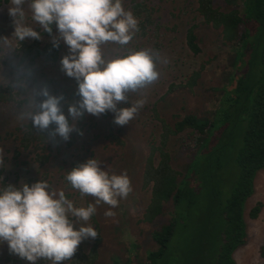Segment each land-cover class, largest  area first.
Wrapping results in <instances>:
<instances>
[{
	"label": "rangeland",
	"instance_id": "rangeland-1",
	"mask_svg": "<svg viewBox=\"0 0 264 264\" xmlns=\"http://www.w3.org/2000/svg\"><path fill=\"white\" fill-rule=\"evenodd\" d=\"M136 2L143 4L141 17L149 12L153 21L146 23L145 32L139 28L132 41L121 48V53L142 48L152 50L161 57L157 63L160 75L155 83L139 93H129L130 103L140 98L145 103L127 125L115 124L112 111L99 116L86 114L76 122V128L82 135L73 131L67 141L57 136L49 144H41L40 149L35 144L25 147L23 138L31 122L17 119L16 114L24 103V97L11 83L23 76L29 89L46 86L51 94H62V111L69 120L68 110L63 107L69 95L79 98L78 84L75 78L67 76L62 70L61 59L68 54V46L63 40L59 44L57 61L39 58L31 66L21 59L22 42L19 48L8 50L5 54L0 51V96L3 98L0 99V148L3 149L4 158V164L0 166V187H4L5 183L22 184L24 181L31 186L39 179L47 180L53 187L63 189L67 198L79 207L95 203V199L91 196L81 197L66 181L67 172L77 163L94 157L101 161L100 167L110 174H120L126 170L130 177L132 191L129 195L120 199L115 208L110 209L107 204L101 203L97 206L96 214L87 222L98 235L95 239L82 241L78 247L88 253L97 244L95 264H130L133 259L140 264H148L149 251L158 247L152 232L170 220L174 209L170 200L165 203L163 212L153 220L144 218L153 188V182L148 183L145 177L148 159L153 155L158 163L157 148L162 145L167 124L173 126L188 114L213 116L224 87L231 81L236 69V44L225 41L221 28L204 21L198 8L199 0H123V6L133 12ZM237 3L236 7L241 11L242 1ZM213 6L230 11L235 4L213 0ZM9 7V1L0 5V39L11 38L15 31ZM135 17L139 21V17ZM192 25H195L197 43L201 48L199 53H195L187 41V31ZM33 26L41 32L42 44L52 42V36L57 34L56 25L51 35L44 33L38 24ZM34 40L28 38L25 41L31 43ZM10 43L14 45L15 41ZM104 47L109 52L117 46L109 44ZM195 72H200V76L191 86L188 82ZM8 84L12 86L11 90L5 89ZM36 99L40 101L43 97ZM167 138L164 149L171 154L173 167L183 172L198 148L195 134L187 128L179 133H167ZM36 154L48 157L36 159ZM258 202L262 203V209L257 218H252L250 211ZM108 210L114 215L106 216ZM245 220L248 237L246 243L234 253L237 264H264V169L258 173L255 192L246 202ZM0 264L31 262L11 253L7 242H3L0 243ZM37 264L50 262L41 259ZM60 264H71V260Z\"/></svg>",
	"mask_w": 264,
	"mask_h": 264
},
{
	"label": "clouds",
	"instance_id": "clouds-1",
	"mask_svg": "<svg viewBox=\"0 0 264 264\" xmlns=\"http://www.w3.org/2000/svg\"><path fill=\"white\" fill-rule=\"evenodd\" d=\"M9 3L15 31L11 38L0 39V45L9 42L0 51L5 54L17 49L28 38L42 39L41 32L33 26L36 24L51 35L55 23L57 34L52 36V44L59 47L63 40L68 46L61 67L77 81L79 96L65 101L69 120L62 111V94L53 95L46 86L29 89L26 78L17 77L11 84L24 97L16 114L18 120L31 122L40 133L47 132L44 136L48 142L57 136L67 141L73 131L82 135L76 122L86 114L99 116L112 111L113 122L120 126L134 118L145 100L130 103L129 93H139L159 79L157 63L161 57L146 48L121 53V48L139 31L138 19L125 9L123 0H9ZM109 44L117 47L106 52L104 46ZM38 96L43 99L37 101ZM52 125L55 127L50 128ZM3 164L0 148V166ZM100 164L101 161L89 157L65 176L81 197L95 199V203L87 206H75L63 189L53 187L47 180L39 179L31 186L25 181L5 183L0 187V243L7 242L11 253L31 264L41 259L50 264L71 260L82 241L98 235L87 223L96 214L97 206L103 203L115 208L132 191L126 170L110 174ZM105 215L114 213L108 210Z\"/></svg>",
	"mask_w": 264,
	"mask_h": 264
},
{
	"label": "trees",
	"instance_id": "trees-1",
	"mask_svg": "<svg viewBox=\"0 0 264 264\" xmlns=\"http://www.w3.org/2000/svg\"><path fill=\"white\" fill-rule=\"evenodd\" d=\"M6 1L0 0V5ZM238 1L225 0L235 6L223 11L213 6V0H199L204 21L221 28L225 41L236 44V69L213 116L188 114L173 126L167 124L162 145L157 148L158 163L153 155L148 159L145 177L148 183L153 182V188L144 218L153 220L163 212L166 202L174 204L170 220L152 232L158 247L149 251L148 264H237L234 253L247 241L245 205L255 192L258 173L264 169V0H241V11L236 7ZM142 5L136 2L133 13L145 32L146 23L153 20L149 12L141 17ZM187 41L195 53L201 51L195 25L188 29ZM21 50V59L31 66L39 58L57 61L60 47L35 39L22 42ZM199 76L200 72H195L188 83L192 86ZM72 99L78 97L69 95L67 101ZM63 109L68 110L67 103ZM27 126L25 147L35 144L40 149L41 144L52 141L46 142L47 132L40 133L30 123ZM187 128L195 134L198 148L182 172L173 167L164 146L167 133ZM47 157L36 154V159ZM261 209L258 202L250 216L257 218ZM97 253V244L88 253L78 247L71 264H95ZM130 264L140 263L133 259Z\"/></svg>",
	"mask_w": 264,
	"mask_h": 264
}]
</instances>
